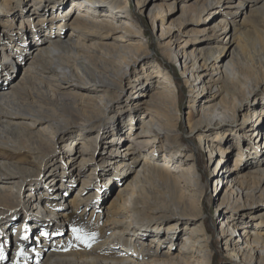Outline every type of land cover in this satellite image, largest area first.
I'll list each match as a JSON object with an SVG mask.
<instances>
[{"label":"bare ground","instance_id":"6f19581e","mask_svg":"<svg viewBox=\"0 0 264 264\" xmlns=\"http://www.w3.org/2000/svg\"><path fill=\"white\" fill-rule=\"evenodd\" d=\"M69 1L29 0L35 8L29 13L22 12L21 0H0V23L5 29L11 27L0 34V235L8 234L18 218L7 219L1 216L3 212L23 209L29 215L34 206L36 212L44 208L47 213L60 208L57 214L62 222L70 218L72 228L82 231L71 232L70 242L58 238L53 243L51 231L59 218L54 216L50 219L55 221L41 222L44 228L33 241L20 230L29 225L23 219L15 233L21 237L18 247L25 244L15 254L23 252L25 261L13 257L6 263V247L0 238V264H213L212 234L204 220L205 179L194 152H184L173 76L149 59V39H144L142 23L133 16L129 0H71L66 13L85 15L71 24L70 35L63 23L57 24L62 14L52 16L51 26L43 16L35 22L37 14L61 9ZM236 1L136 0V6L143 12L153 5L150 14L155 30L158 20L162 21L163 55L183 62V74L191 75L187 80L190 106L196 109L198 104L200 110L197 117L190 111L189 132L200 147L207 145L208 171L220 175L215 183H231L223 202L238 213L220 214L226 254L245 264H264L263 227L245 222L246 213L253 214V220H264V152L247 153L246 163L244 152H239L235 167L222 170L229 167V163L222 165L225 159H232L233 137L241 151L240 136H264V99L255 95L259 88L264 91V0ZM219 15L223 19L215 22ZM16 21L29 24L30 30L19 29L20 35L13 37ZM193 35L199 42L195 48ZM3 36L13 43L4 44ZM176 43H180L179 50ZM29 49H35L32 55H26L33 52ZM227 54L232 55L230 60H225ZM17 56L32 61L21 79L7 85L2 70L10 73L9 60ZM123 109L136 114V121L132 116L126 122ZM104 121L108 125L104 131L90 133L94 124ZM125 122L131 125L129 134L124 132ZM234 122L238 129L229 125ZM103 138L106 144L98 149ZM73 139H82L83 145H75ZM123 139L131 142L126 155L117 146ZM115 151L122 156L114 157ZM78 157L82 158L78 166L66 168ZM59 159L66 164L63 173L68 170L74 181L85 176V185L91 180L85 167L96 163L106 172L116 161L113 173L118 179L106 190L115 195L107 212L88 201L98 192L85 197L84 190H79L71 202L72 214L65 212L67 205L59 203L58 195L33 193L50 179L55 192L67 187V183L58 186ZM40 176L48 180L36 182ZM26 186L34 190L24 195ZM83 203L85 211L77 216ZM93 206L87 218L85 213ZM260 206V212H251ZM39 226L30 224L28 233L39 231ZM183 233L185 239L179 245ZM31 241H44L41 247L46 248L38 247V252L45 253L36 254L35 261L26 257Z\"/></svg>","mask_w":264,"mask_h":264},{"label":"rangeland","instance_id":"374dc122","mask_svg":"<svg viewBox=\"0 0 264 264\" xmlns=\"http://www.w3.org/2000/svg\"><path fill=\"white\" fill-rule=\"evenodd\" d=\"M28 1L29 0H21L22 12L34 13L33 9H35V8L32 7L33 4L28 2ZM125 1H127V0H125ZM129 1H130L131 12H132L133 16L142 23V30L145 33L144 39H146V38L149 39V43H150L149 44L150 45L149 59H152V61L156 64V66H159L165 72L166 71L169 72L173 76V79L175 81L176 90H177V102H178L179 107L181 108V112H180V115H181L180 136L182 138V142L185 143L184 149H186V150L184 152H189V151L194 152L193 154L195 156V159L197 160L199 167H200V170L203 173L204 179H205L207 191H206V196L204 199V208H205L204 220H205V224H206L207 228L210 230V234H212V240H213L212 249H213V253H214L213 264H245L242 261V259H235V258L228 256L226 254V249H225V246L222 242V237H221V232H220V225H221L220 224V221H221L220 214L222 212H225V211H229V212L235 213V214L238 213V209L233 208L234 206H232L228 202H223V199H224L226 192L231 187V183L226 182V183H221L219 185H218L217 181L215 183V179L218 178L220 175L212 174L211 172L208 171L209 165H210V160H209L208 153H206V151L204 150L205 146H207V145H204V147L203 146L200 147L198 141L193 138V134H191L189 132L188 118L190 117V111H191V116L197 117L198 112L200 110V107L198 104H197L196 109H193L190 106L191 105V103H190V91H189V83L187 82V80L192 79L191 75L187 74L185 76L183 74V71L185 69V64L183 62L176 63V62L170 61L163 55L162 50H161V45H160V43L162 41L161 40V33H162L161 23H162V21H160V19L158 20L159 26H157V28L155 30L154 26L152 24V15L150 14V9L153 5H151V7L148 8L146 11L141 12L139 9H137L136 0H129ZM160 2H162V1H160ZM47 4L49 5L48 2H47ZM71 4H72V1L70 0L69 2H67V4L62 6L61 9L60 8H54L53 10L49 6L48 10L49 9H51V10L49 12H46V13L37 14V15H39V17L37 16L38 18L35 20V22H37L39 20V18L41 16H43V20H46V23L49 24V26H51L52 24H50L51 23L50 19L52 18V16L55 17L56 14H57V16L59 14H62L63 16H61V18H58L59 21L57 20V24L63 23L62 26H65L64 31L67 33V35H70L73 31V27L71 24L76 20L77 17L85 15V13H80L79 11H74V13H71V12L66 13V9L68 7H70ZM225 5H227V3H225ZM177 8H178V6H177ZM220 10L224 11V7H222ZM56 12H58V13H56ZM169 13L170 12H168V14ZM179 16H180V13H177L176 17L178 18ZM223 17L224 16H222V15L217 16V18L215 19V22L221 21V19H223ZM55 20L56 19L53 18V21H55ZM167 22H171V21H167ZM10 28L11 27L5 29L2 26V24L0 23V34L4 35V30L9 31ZM13 28H14L13 32H12L14 35L13 37H18V35H20L19 29H22V30H28L29 29L30 30L31 26L29 24H26V23L20 25V21H16L15 26H13ZM188 29L190 30V28H188ZM44 31H45V33L47 32L48 34L51 33V29L50 30L45 29ZM178 32L179 31H177V34H178ZM194 36L195 35H193L191 37V41L193 42V48H195L197 46V44L199 43V42H196L197 40H195ZM3 37H4V42H3L4 44H9V43H7V41H11L10 43H13L12 42L13 39L8 38V36H3ZM188 37L190 38V36H186V35L184 36V38H188ZM199 37H200V35H199ZM174 47L177 50H179L180 49V43L174 44ZM29 50L30 51L33 50V52L32 51H31V53L28 52L26 55H28V54L32 55L35 51V49H29ZM0 51H1L0 55L2 56L3 55L2 45H0ZM25 56L24 57H18L17 56V57H15V59L9 60L8 64L11 66H7V68H8V70H10V73L6 74L7 72L2 70L3 76L1 75L3 77L2 81L5 84L8 85L9 83L17 81L23 77L26 69L29 67L28 63H30L32 61V60L26 59ZM231 58H232L231 54H229V55L227 54L225 56V60H230ZM183 61H184V59H183ZM7 78H8V80L6 81ZM132 90H133V88H132ZM130 92H131V90H129V93ZM255 95H256V97H259V98L263 97V99H264V91L262 90V88L257 89L255 92ZM118 106L116 107L117 109H118ZM127 111H128L127 109L120 110V112L122 113V116L125 114L123 116V118L126 120V122H128V121L130 122L131 121L130 119H132L134 116H135V121H136V119L138 118V117H136V114L132 115L133 113L127 112ZM126 122H125L126 127H125L124 132L126 134H129V132H131V125H128ZM237 124H238V122H234L231 124L229 123V125H231L234 129H238ZM106 125L107 124L105 121L102 124H98V123L94 124L93 128L91 127V129L89 131L91 134L98 133L99 131L101 133L102 131L105 130L104 127L106 128L108 126V125L107 126ZM234 132H236V131H234ZM239 132H241V131L239 130ZM133 136H135V135H133ZM99 139H101V138H99ZM239 139H241V151H239L238 139L237 138L234 139V137H233V139H232L233 147L231 150L232 159L229 162H227L228 159H225V162L222 165L226 166L225 164L229 163V167L222 169V170L229 172V171H231V168L235 167L236 159H237L239 152H242V151L244 152L243 163H246V160L248 159L247 153H249V152L254 153L256 150L260 151L259 153L264 152V136L262 137V135H260L258 137V136H255L252 134L247 139L242 137V136H240ZM81 140L79 139V140H77V142H75L76 140L73 139V142L75 143V145L81 146V145H83V141H81ZM105 141H106L105 139L102 140L100 142V145L97 146V148L103 149L104 145L106 144ZM123 141H125V139H123L120 142V144H118V145L114 144L113 148H115V145H117L119 147L118 149H122L123 150L122 152L124 153L126 148L131 146L130 145L131 142H130V140L129 141L127 140V142H125V143ZM139 141H141V139H139ZM247 146H249L250 150L246 151ZM115 149L117 151V147ZM116 151H115V153L113 152L114 157L116 155L122 156V152L120 154H118V152H116ZM126 153L127 152H125L123 155H126ZM220 158L221 157L218 156L217 161ZM81 160H82V158L78 157L75 159V161H73V162L71 161L69 165L75 164L74 166L73 165L72 166H69V165L66 166V164H64L63 162H60V159L58 160V162H59V170H58L59 171V180H61L58 183V186H61L65 183H67L68 185H65L67 187H63L59 191L55 192L54 190L51 189V187L54 188L55 186H52L53 181H50L51 180L50 179L49 181H46L45 184H43L41 190L37 189L36 192H33V193L35 195H39V193L41 191H46L49 194L53 193L54 195H58L57 199L59 200V203L62 205H65V206L67 205V207L63 208L64 210H66L65 212H67V214L68 213L72 214L73 213V207H72L71 202L75 199V197L79 193V190H81V189L84 190V192L86 194L85 197L89 196L90 194H92L94 192L95 193L98 192V196H96L95 198H91L88 201H89V203H91L93 205H95V204L98 205L99 209L103 210V212H105V211L107 212L108 207L110 206L115 195L114 196L108 195L106 193V190L109 187H111L112 185H114L116 180L118 179L117 174L113 173L116 170V168L118 167V165L114 164V163H116V161H113V164H111V166L107 169L106 172H102V170H100V166H98L99 164L97 165L96 163H92V164L88 165L84 169H85L86 174L90 175L91 180H90L89 184L85 185V184H83V179L85 178V176H82L79 179L76 178L77 181H74V179L73 180L69 179V175H68L69 171L68 170H67V173H63L65 170V166H66V168L70 169L72 167L78 166L80 164ZM110 162H112V160H110ZM50 169H51V167H49L47 169V171ZM242 170L244 171V169H242ZM135 174H136V172L133 171V175H135ZM47 178L48 177L42 178V176H40V177H36L35 181L37 182L41 179L46 180ZM40 187H41V185H40ZM25 188L26 189L23 190L24 195H26L29 192H32L34 190L33 186H31V187L26 186ZM88 188H90L89 192L86 191ZM220 204H221V206H220ZM85 208H86V204L85 203L81 204V208L77 212V216L78 215L81 216L84 213ZM93 208H94V206L92 208H89L87 210V212L85 213L87 218L90 217V215L93 211ZM262 209H263V206H260V209L257 208V210H256V208H254V211H251V212H260ZM57 210H60V208H55L54 211L51 210V212H53V213H51L50 211L47 213L46 211H44V208H42L41 210L36 212L37 208L34 206V207H31V209H29V211H28L29 215H27L26 211H24L23 209H20L19 210L20 212H17L18 211L17 209H12V210L3 212L1 214V216L5 217L7 219L13 218V217H18L15 220L12 228L10 229V232L8 234H4V235L1 234L0 235L1 240H3L2 243L6 247V249H5L6 254H7V257H6L7 260L5 261L6 263L11 262L13 257H14L15 261H19L20 259L21 260L24 259V261H25V259H26L25 257H23L24 256L23 252H21L20 254L19 253L15 254V252L17 251V248L19 250L20 248L24 247V244H25V242L23 241V243H22L23 245H20L18 247V244L21 241V239H19L20 236L16 235V233H15V229L17 227H19L18 223L21 222L23 219L25 220V222H29V225L33 224L34 226H36V225L39 226L38 224H41V222H45L46 219H47V221L48 220L49 221H55V220L50 219V218H52L54 216L59 217V218H57L58 225L55 226V229L51 231V240L54 243L59 238V239H61V242L63 240L70 242L69 238L72 237L71 232H73L72 227H74V225L71 223L72 221L70 220V218L68 219L69 222L67 221V219L63 220V222H62V217H60V215L57 214L58 213ZM246 211H249V210H246ZM35 213H37L38 215ZM32 215H34V217H35L34 220H33ZM250 215H253V214H251V213L245 214V219H246L245 222L262 226L263 227L262 232L264 233V220L261 221V219H258V218H257V220H253L250 218L251 217ZM7 216H9V217H7ZM107 218H108V216L106 213L103 215V221H106ZM5 221H6V219H5ZM38 221H40V222L38 223ZM29 225H26L25 227L23 226L20 228V230H23V234L25 233V235L27 234V235L31 236V237L29 236L28 238H32V237L35 238L36 236H38L37 233H39L41 235V230H42L41 228H44V226H42V224L39 226L40 228L37 229L39 231H37V232L33 231L31 233L29 232L30 234L28 233ZM162 231L164 232V229ZM182 236H183V239H181L179 241V245H182V241H184V239H185L184 233L182 234ZM33 238L31 240L34 241ZM43 243H44V241H41L39 243H34L31 241V244H30L31 247L29 250V254L26 255V257L27 256L34 257L33 259L35 261V260H37L36 254H37V256H43L45 251H42V252L37 251L38 247L44 246ZM41 248L43 250H46L45 247H41ZM155 249H157V247ZM14 254H15V256H14ZM34 254H35V256H34ZM6 263H3V264H6Z\"/></svg>","mask_w":264,"mask_h":264},{"label":"snow or ice","instance_id":"6c2138e0","mask_svg":"<svg viewBox=\"0 0 264 264\" xmlns=\"http://www.w3.org/2000/svg\"><path fill=\"white\" fill-rule=\"evenodd\" d=\"M73 231H74V232H77V233L79 234V233H81L82 230H81V229H73ZM78 238L86 239L85 236H80V235H78Z\"/></svg>","mask_w":264,"mask_h":264}]
</instances>
